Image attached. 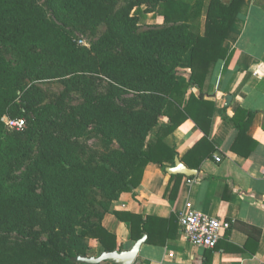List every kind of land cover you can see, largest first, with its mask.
I'll use <instances>...</instances> for the list:
<instances>
[{
  "label": "trees",
  "instance_id": "16d2710c",
  "mask_svg": "<svg viewBox=\"0 0 264 264\" xmlns=\"http://www.w3.org/2000/svg\"><path fill=\"white\" fill-rule=\"evenodd\" d=\"M117 2L45 0L49 16L33 0H0V264H86L76 257L92 256L89 239L98 240L101 251H115L116 236L99 222L102 213L98 221L87 219L90 189L107 209L140 184L147 164L173 165L167 134L187 117L200 125L190 104L204 100L190 96L182 107L178 67L189 53L190 82L200 85L227 54L221 42L241 0H210L204 34L203 0ZM150 13L163 16L164 25L139 33ZM96 23L106 26L101 40L79 44L74 29ZM33 76L61 78L64 91L44 102L38 88L24 83ZM95 77L110 80L104 93H94ZM76 88L84 100L67 108L64 97ZM128 92L132 97L124 98ZM3 116L23 118L25 126L8 129ZM160 116L168 122L160 124ZM92 124L104 149L97 160H83L76 139ZM235 127L242 126L235 121ZM14 167L19 174L9 179ZM112 214L130 223L132 239L160 236L158 217Z\"/></svg>",
  "mask_w": 264,
  "mask_h": 264
},
{
  "label": "crops",
  "instance_id": "0c3cea01",
  "mask_svg": "<svg viewBox=\"0 0 264 264\" xmlns=\"http://www.w3.org/2000/svg\"><path fill=\"white\" fill-rule=\"evenodd\" d=\"M209 2L203 0L200 34ZM157 18L164 25L163 16ZM221 47L226 56L216 60L199 86L190 82L189 53L176 74L184 90L182 107L190 96L204 100L190 104L201 126L187 117L164 141L196 174H169L166 168L174 163L165 168L149 163L131 192L121 193L107 209L100 203L99 222L116 236L115 251L130 248L137 239L130 235V223L112 210L160 218V236L146 239L134 264H264V0H241ZM167 122L159 117L160 124ZM188 201L230 222L215 248L193 245L181 232L178 217ZM88 243L91 251L101 252L98 240Z\"/></svg>",
  "mask_w": 264,
  "mask_h": 264
},
{
  "label": "rangeland",
  "instance_id": "374dc122",
  "mask_svg": "<svg viewBox=\"0 0 264 264\" xmlns=\"http://www.w3.org/2000/svg\"><path fill=\"white\" fill-rule=\"evenodd\" d=\"M38 5H41L47 12V14L50 16L51 12L47 8L45 0H33ZM126 0H118L115 7L125 3ZM144 7V6H143ZM160 27V18H157V14L150 13L146 16L144 19V22L139 26L138 32L141 33L143 31H146L148 29L152 28H158ZM106 26L104 23H96L89 26H80L74 29V33L78 39L83 40V44L86 47L92 46V44L98 42L101 40L103 34L105 33ZM3 54L6 57H9L10 55L2 49ZM24 83L29 86H34L38 88L44 95V102H54L56 101L61 93L64 91V83L61 78H42L39 76H33V77H27L24 79ZM94 83V93L95 94H101L104 93L106 90V87L110 84V80L106 77H95L93 80ZM132 93L128 92L123 97H132ZM84 100V95L81 89L76 88L71 91L64 97V103L67 108H69L72 105H76L81 103ZM155 128L152 130V137H154ZM99 133L96 129H94L93 124L89 126L88 132L86 135H84L81 138L76 139L78 143L82 146L80 148V156L83 160L87 159H93L97 160L99 153L102 152L104 149L102 145H100L99 140ZM113 147H118L116 143L113 144ZM35 154V151H32L29 155L25 156V163H27V159L29 157H33ZM19 174V169L12 168L9 174V179L16 177ZM90 211L88 212V221H97L98 220V213L104 210V207L100 204L102 201L101 195L99 191L93 187L90 189ZM97 212V214H96ZM35 230H38L37 227L34 228ZM47 236L46 233L41 234V238L45 239ZM13 237V236H12ZM15 237V236H14ZM17 238V237H16ZM14 240V239H13ZM17 240V239H16ZM94 254V255H93ZM92 256H96L97 252L96 250L93 251ZM99 254V253H98ZM17 264V263H15Z\"/></svg>",
  "mask_w": 264,
  "mask_h": 264
},
{
  "label": "built area",
  "instance_id": "2783aa9c",
  "mask_svg": "<svg viewBox=\"0 0 264 264\" xmlns=\"http://www.w3.org/2000/svg\"><path fill=\"white\" fill-rule=\"evenodd\" d=\"M83 44L82 39H78ZM2 121L11 130H19L25 126L23 118H10L3 116ZM216 161L221 157L216 156ZM178 224L181 232L188 242L193 245L213 249L222 237V231L230 227L229 221H223L199 211L191 202H186L178 217Z\"/></svg>",
  "mask_w": 264,
  "mask_h": 264
},
{
  "label": "water",
  "instance_id": "95a60500",
  "mask_svg": "<svg viewBox=\"0 0 264 264\" xmlns=\"http://www.w3.org/2000/svg\"><path fill=\"white\" fill-rule=\"evenodd\" d=\"M230 100V97H228ZM169 174H183L192 176L196 174V170L184 165L177 156L174 158V165L166 168ZM146 234L137 239L133 245L121 251H101L97 256H77L76 260L86 264H99L107 261L114 264H134L137 259L140 246L146 241Z\"/></svg>",
  "mask_w": 264,
  "mask_h": 264
}]
</instances>
